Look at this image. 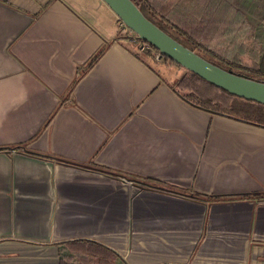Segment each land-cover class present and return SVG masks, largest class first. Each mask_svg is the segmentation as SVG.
Listing matches in <instances>:
<instances>
[{"label":"crops","instance_id":"1","mask_svg":"<svg viewBox=\"0 0 264 264\" xmlns=\"http://www.w3.org/2000/svg\"><path fill=\"white\" fill-rule=\"evenodd\" d=\"M117 21L0 0V264L78 240L123 264H264V128L186 102Z\"/></svg>","mask_w":264,"mask_h":264},{"label":"trees","instance_id":"2","mask_svg":"<svg viewBox=\"0 0 264 264\" xmlns=\"http://www.w3.org/2000/svg\"><path fill=\"white\" fill-rule=\"evenodd\" d=\"M131 1L146 19L204 60L237 76L264 83V44H257V59L249 65H240L235 56L227 59L217 49L220 43L251 27L235 8L232 16L226 12L221 16L206 12L195 17L176 12L163 0ZM105 48L103 46L90 59L88 66L102 55ZM162 58L172 62L164 56ZM173 88L182 99L196 108L264 128V105L233 96L191 72L186 71ZM58 264H123V260L107 247L78 240L64 243Z\"/></svg>","mask_w":264,"mask_h":264},{"label":"rangeland","instance_id":"3","mask_svg":"<svg viewBox=\"0 0 264 264\" xmlns=\"http://www.w3.org/2000/svg\"><path fill=\"white\" fill-rule=\"evenodd\" d=\"M163 1L168 2L176 12L195 17H200L206 12L216 14L217 16H221L226 12L231 13L232 16L235 9L238 10L251 27L243 33L220 43L217 49L219 52H223V56L227 59L235 56L240 65H249L257 59V44H264V0ZM234 5L236 7H233ZM232 7L233 9L230 10ZM117 22L118 41L126 44L142 61L160 72L164 78L169 80L170 85L174 87L176 81L185 74L186 70L162 57L159 58L158 53L153 49H145V51L140 52L138 50L141 47L139 44H130L128 42L131 38L128 29L121 25L119 20Z\"/></svg>","mask_w":264,"mask_h":264},{"label":"water","instance_id":"4","mask_svg":"<svg viewBox=\"0 0 264 264\" xmlns=\"http://www.w3.org/2000/svg\"><path fill=\"white\" fill-rule=\"evenodd\" d=\"M139 40L161 56L238 98L264 105V83L225 71L198 56L150 22L131 0H101Z\"/></svg>","mask_w":264,"mask_h":264},{"label":"built area","instance_id":"5","mask_svg":"<svg viewBox=\"0 0 264 264\" xmlns=\"http://www.w3.org/2000/svg\"><path fill=\"white\" fill-rule=\"evenodd\" d=\"M121 23V22H120ZM121 25H123L122 23H121ZM124 26V25H123ZM125 27V26H124ZM126 28V27H125ZM127 29V28H126ZM128 32H129V34H130V39L128 40V42L130 43V44H133V43H137V44H139L141 47H139L138 48V50L140 51V52H143V51H145V49H147V50H151L152 49V47L150 46V45H148L147 43H145V42H143V41H141V40H139L138 39V37L133 33V32H131L129 29H128ZM158 57L160 58V57H162L159 53H158Z\"/></svg>","mask_w":264,"mask_h":264}]
</instances>
